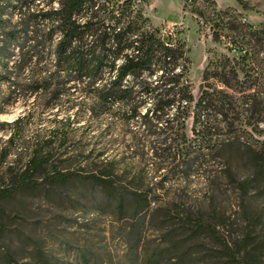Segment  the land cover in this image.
I'll use <instances>...</instances> for the list:
<instances>
[{"label": "rangeland", "instance_id": "rangeland-1", "mask_svg": "<svg viewBox=\"0 0 264 264\" xmlns=\"http://www.w3.org/2000/svg\"><path fill=\"white\" fill-rule=\"evenodd\" d=\"M139 1L163 37L171 32L184 41L194 99L205 71L207 82L230 93L233 128L221 138L233 142L217 150L214 138L193 132L190 114L184 129L188 152L179 150L180 135L170 136L175 144L169 152L156 153L147 144L135 150L131 136L139 117L124 124L103 114L95 122L68 112L67 149L62 147L46 170L56 166L76 174L53 185L39 174L35 186L0 197V264H264V0H213L216 12L227 13L217 16L208 7L202 17L195 8H183L182 0ZM17 18L10 8L3 13L7 22ZM230 41L247 50L245 58L228 49ZM65 119L33 96L25 101L8 80H0V189L9 186L10 168H24L29 146L52 137ZM205 121L200 119L198 128ZM92 146V155L102 150L118 161L112 195L86 178L93 166L80 151ZM135 192L144 199L138 213L131 206ZM119 196L129 205L123 213L116 208Z\"/></svg>", "mask_w": 264, "mask_h": 264}, {"label": "trees", "instance_id": "trees-1", "mask_svg": "<svg viewBox=\"0 0 264 264\" xmlns=\"http://www.w3.org/2000/svg\"><path fill=\"white\" fill-rule=\"evenodd\" d=\"M139 2L0 0L3 34L0 66L5 71L0 80H8L25 101L33 96L41 107L56 109L66 116L52 137L29 146L28 159L20 172L10 168L9 186L0 189V197L35 186L34 177L39 174L51 185L64 183L76 174L74 171L61 172L56 166L51 173L46 170L55 155L61 156L59 150L67 149L64 122L69 121L68 112L77 117L87 115L95 122L103 114H113L124 124L139 117L140 126L131 136V146L135 150L147 144L156 153L169 152L175 144L170 136L180 135L179 150L188 152L190 144H186L184 129L190 114L193 132L198 133L200 129L206 138H214L217 150L233 142L231 138H221L229 136L233 128L227 113L232 99L230 93L207 82L210 73L205 71L203 89L195 100L187 79L189 58L184 41L171 32L163 37L161 31L150 24ZM204 2L217 16L227 13L216 12L213 0ZM8 8L18 14L13 22L3 19ZM195 11L202 17V9L195 8ZM211 25L212 34L218 37V23ZM228 45V49L237 51L240 58L246 57L247 50L237 47L235 41ZM8 60H12L10 66ZM219 81L233 88L229 81L222 78ZM63 103L64 109L59 110ZM146 103L151 106L146 107ZM191 104H194L192 110ZM204 117L206 121L198 128V122ZM24 118L19 117L15 122ZM148 136L158 139L151 142L146 139ZM13 137H9V143ZM54 149L58 152L53 153ZM94 150L93 146L86 151L79 150L86 152L83 160L93 166L86 178L112 195L118 177L114 169L118 161L114 156H105L102 150L92 155ZM155 156L165 160L162 155ZM194 160L197 161V157ZM171 161H175V157ZM124 199V196L118 197L119 213L129 206ZM143 200L137 192L132 196L131 206L135 213Z\"/></svg>", "mask_w": 264, "mask_h": 264}, {"label": "built area", "instance_id": "built-area-1", "mask_svg": "<svg viewBox=\"0 0 264 264\" xmlns=\"http://www.w3.org/2000/svg\"><path fill=\"white\" fill-rule=\"evenodd\" d=\"M182 1H183V5L182 6H184V7L188 6L189 9L198 8V7L200 9L207 8L206 3L204 2V0H182ZM201 6H203V7H201Z\"/></svg>", "mask_w": 264, "mask_h": 264}]
</instances>
